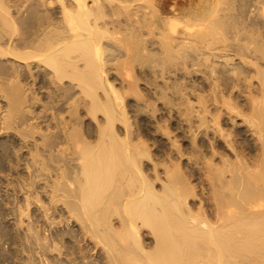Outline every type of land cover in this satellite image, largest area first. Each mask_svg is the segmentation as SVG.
<instances>
[{
  "label": "bare ground",
  "instance_id": "6f19581e",
  "mask_svg": "<svg viewBox=\"0 0 264 264\" xmlns=\"http://www.w3.org/2000/svg\"><path fill=\"white\" fill-rule=\"evenodd\" d=\"M0 264H264V0H0Z\"/></svg>",
  "mask_w": 264,
  "mask_h": 264
}]
</instances>
